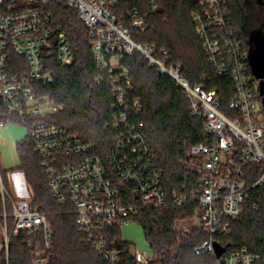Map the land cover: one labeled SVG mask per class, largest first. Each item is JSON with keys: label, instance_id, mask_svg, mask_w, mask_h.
Segmentation results:
<instances>
[{"label": "built area", "instance_id": "built-area-1", "mask_svg": "<svg viewBox=\"0 0 264 264\" xmlns=\"http://www.w3.org/2000/svg\"><path fill=\"white\" fill-rule=\"evenodd\" d=\"M119 1L131 0H0V99L8 113L21 119L51 197L69 206L78 232L109 264H117L118 252L108 248L106 231L121 229L139 209L168 205L196 204L200 208L193 219L200 221L197 227L209 239L194 253L215 256L212 236L228 233L227 220L236 218L245 207L257 210L255 199L264 188V109L248 52L231 25L228 0H191L196 5L192 21L208 63L218 76L225 75L232 82V97L224 105L215 90L191 86L179 66L169 63L165 51L137 42L134 34L146 29L147 15L133 9L124 24L114 12ZM59 3L76 12L86 28L96 69L109 77L117 112L111 123L113 147L106 159L48 121L64 107L37 91L39 84L52 83L53 63L67 67L73 61L66 34L55 26L49 11ZM149 4L152 9L156 6L153 0ZM10 53L23 60L26 70L18 66L17 73L7 72ZM136 55L180 87L191 116L204 119L203 141L188 154L196 180L192 185L183 184V193L172 198L163 190L162 171L144 126L135 122L141 106L133 99L130 71L121 59ZM250 165L257 166L259 173L252 182L245 171ZM25 191L24 196L13 194L0 168V252L8 264L11 240L25 235L30 238L27 245L35 249L32 264H49L54 256L52 228L47 215L32 207L30 193ZM132 256L135 264L151 262V257L136 251ZM259 262L264 264V256L242 248L217 259L216 264Z\"/></svg>", "mask_w": 264, "mask_h": 264}, {"label": "trees", "instance_id": "trees-1", "mask_svg": "<svg viewBox=\"0 0 264 264\" xmlns=\"http://www.w3.org/2000/svg\"><path fill=\"white\" fill-rule=\"evenodd\" d=\"M228 0L231 25L240 38L243 48L249 51L252 31H264V9L255 13L258 0ZM264 1V0H262ZM119 1L114 12L127 24V14L137 9L147 15V27L134 34L137 42L165 51L169 63L178 65L182 77L191 86L202 85L207 91L215 90L222 102L232 97V82L227 76H218L208 63L196 33L192 13L196 5L191 0ZM53 21L66 34L73 54L72 64L62 67L56 62L51 70L52 83L39 84V95L63 106L59 114L48 118L59 128L90 145L92 152L102 159L112 151V117L114 98L109 77L95 67L88 46L87 31L76 12L64 3L49 8ZM23 60L10 53L7 72L17 73L18 66L26 70ZM21 63V64H20ZM24 63V62H23ZM121 64L130 71L133 99H138L141 110L135 122L143 124L147 139L154 151L156 163L162 171V186L168 198L183 193V184L192 185L196 172L189 167L191 147L203 141L204 119L190 114L189 102L184 91L168 77L149 67L139 56L123 57ZM101 79L98 83L97 80ZM256 79V78H255ZM258 92L259 91V80ZM0 124L21 125V119L6 111L0 99ZM20 165L31 193V205L47 215L52 228L53 257L49 264H109L78 232L69 206L51 197L45 174L34 155L33 143L25 137L16 144ZM249 181L258 177L257 166H247ZM4 175V172L1 171ZM257 210L245 207L240 215L229 219L228 233L212 236L215 244L224 248L221 259L244 248L250 253L264 256V188L255 199ZM196 204L176 207L168 205L159 209H139L128 217L129 223H139L153 251L150 264H216L210 253L195 255L194 250L209 239V235L196 227L188 233L175 230L178 221L198 217ZM108 248L118 252L117 264H135L133 247L121 238L120 228L106 231ZM30 238L20 235L13 238L8 250V264H32L35 249L27 245ZM0 264H6L5 254L0 252ZM257 264H262L261 262Z\"/></svg>", "mask_w": 264, "mask_h": 264}, {"label": "rangeland", "instance_id": "rangeland-1", "mask_svg": "<svg viewBox=\"0 0 264 264\" xmlns=\"http://www.w3.org/2000/svg\"><path fill=\"white\" fill-rule=\"evenodd\" d=\"M252 2L256 4L254 0ZM254 9L255 13H258V10H261L258 4L254 5ZM4 131V145L1 149L2 165L4 168H12L17 165L18 157L17 154L11 148V142L22 140L26 136V129L18 124H10ZM199 225L200 221L198 219L182 220L178 221L175 224V230H188ZM121 238L123 241L131 244V246L133 247V251H136L147 257L153 256V251L150 248L149 243L145 237L143 228L139 223L131 222L123 225L121 227Z\"/></svg>", "mask_w": 264, "mask_h": 264}, {"label": "water", "instance_id": "water-1", "mask_svg": "<svg viewBox=\"0 0 264 264\" xmlns=\"http://www.w3.org/2000/svg\"><path fill=\"white\" fill-rule=\"evenodd\" d=\"M249 44L248 62L254 77L259 80L262 109H264V33L261 28L251 32ZM223 252L224 248L214 243L216 259H219Z\"/></svg>", "mask_w": 264, "mask_h": 264}, {"label": "crops", "instance_id": "crops-1", "mask_svg": "<svg viewBox=\"0 0 264 264\" xmlns=\"http://www.w3.org/2000/svg\"><path fill=\"white\" fill-rule=\"evenodd\" d=\"M10 124L8 125H5V126H2L0 128V168H1V171L4 172V177L5 179L7 180V183H8V186H9V189L12 191L13 194H17L19 196H24L26 195V191L25 190H28L29 191V188H28V185L25 181V178H24V175L21 171L18 170V167L20 165V162H19V158H18V162H17V165H15L14 167L12 168H4L3 165H2V160H1V149H2V146L4 145L3 143V137L5 135V129L9 126ZM26 137V136H25ZM24 137V138H25ZM23 138V139H24ZM19 141H16V142H11V148L12 150L17 154L16 152V144L18 143ZM18 157V155H17ZM30 192V191H29Z\"/></svg>", "mask_w": 264, "mask_h": 264}, {"label": "flooded vegetation", "instance_id": "flooded-vegetation-1", "mask_svg": "<svg viewBox=\"0 0 264 264\" xmlns=\"http://www.w3.org/2000/svg\"><path fill=\"white\" fill-rule=\"evenodd\" d=\"M257 4L261 9H264V1L258 0ZM262 33H264V31H262Z\"/></svg>", "mask_w": 264, "mask_h": 264}]
</instances>
